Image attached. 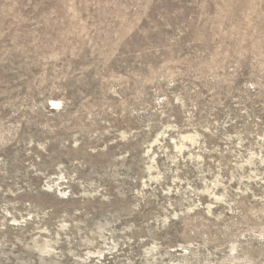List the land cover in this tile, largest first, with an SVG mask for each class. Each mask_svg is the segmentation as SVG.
<instances>
[{
    "label": "rangeland",
    "instance_id": "obj_1",
    "mask_svg": "<svg viewBox=\"0 0 264 264\" xmlns=\"http://www.w3.org/2000/svg\"><path fill=\"white\" fill-rule=\"evenodd\" d=\"M0 264H264V0H0Z\"/></svg>",
    "mask_w": 264,
    "mask_h": 264
}]
</instances>
